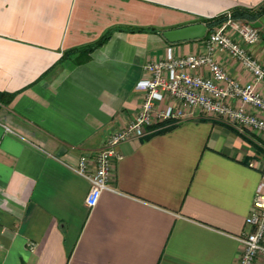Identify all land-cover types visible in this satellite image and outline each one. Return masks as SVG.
Returning <instances> with one entry per match:
<instances>
[{"label":"crops","instance_id":"obj_1","mask_svg":"<svg viewBox=\"0 0 264 264\" xmlns=\"http://www.w3.org/2000/svg\"><path fill=\"white\" fill-rule=\"evenodd\" d=\"M263 2L0 0V264H239L264 179L262 132L203 114L148 128L120 144L114 189L91 209L90 182L75 169L136 118L148 63L168 48L208 52L206 35L170 42L165 31ZM256 22L260 38L245 46L264 67V15ZM141 27L158 31L131 30ZM111 28L89 60H62ZM214 55L230 76L252 81L226 51ZM257 89L264 97V82Z\"/></svg>","mask_w":264,"mask_h":264},{"label":"built area","instance_id":"obj_2","mask_svg":"<svg viewBox=\"0 0 264 264\" xmlns=\"http://www.w3.org/2000/svg\"><path fill=\"white\" fill-rule=\"evenodd\" d=\"M259 38L258 28L229 14L228 20L209 34L207 53L177 57L168 48L165 58L148 63L145 70L150 77L137 83V89L145 95L136 118L110 135L93 159L81 157L75 169L90 182L86 205L94 208L105 190L114 189L109 181L114 174V161L122 158L118 147L146 136L148 128L158 130L167 121L176 123L203 114L222 120L242 133L251 130L264 134V118L251 111L252 108L264 112V97L257 89V84L264 82V67L245 46L255 45ZM216 49L239 60L251 73L252 81L244 84L230 76L215 57ZM204 70L210 75L206 76ZM168 98L176 104L161 108L160 104ZM234 100L238 103H232ZM246 223L252 230L240 237L243 251L239 264H254L260 256L264 257V179L257 186L253 210Z\"/></svg>","mask_w":264,"mask_h":264},{"label":"trees","instance_id":"obj_3","mask_svg":"<svg viewBox=\"0 0 264 264\" xmlns=\"http://www.w3.org/2000/svg\"><path fill=\"white\" fill-rule=\"evenodd\" d=\"M230 17L233 19H244L249 22H256L264 15V2L257 6V7H242V6H237L232 8L230 11ZM228 13L220 14L211 18H201V22L205 23V25L208 27V32L205 36L208 37L209 34L218 26L224 24L228 18H229ZM132 31H158L157 28L155 27H141V28H131ZM115 32V29L111 28L107 30L98 40L95 42H92L86 46L83 47H78L74 48L71 50L64 51L62 60L67 59L74 53H79L82 54L84 57L82 58L81 61H87L90 59V55L93 51L104 45L113 35ZM167 122H171L167 121ZM175 123H172L174 125Z\"/></svg>","mask_w":264,"mask_h":264},{"label":"water","instance_id":"obj_4","mask_svg":"<svg viewBox=\"0 0 264 264\" xmlns=\"http://www.w3.org/2000/svg\"><path fill=\"white\" fill-rule=\"evenodd\" d=\"M252 25L258 28L260 26V22H254ZM207 30L208 27L205 24L197 23L167 30L164 32V37L170 42L192 40L204 37Z\"/></svg>","mask_w":264,"mask_h":264}]
</instances>
